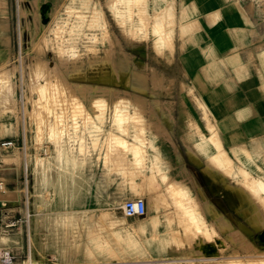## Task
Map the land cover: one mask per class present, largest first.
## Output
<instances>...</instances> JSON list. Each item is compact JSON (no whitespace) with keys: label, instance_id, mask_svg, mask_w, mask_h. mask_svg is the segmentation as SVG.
Wrapping results in <instances>:
<instances>
[{"label":"rangeland","instance_id":"374dc122","mask_svg":"<svg viewBox=\"0 0 264 264\" xmlns=\"http://www.w3.org/2000/svg\"><path fill=\"white\" fill-rule=\"evenodd\" d=\"M150 2L154 8L165 3L166 8H155L150 15ZM172 2L0 0V64L7 59L0 65V138L6 136L3 139L13 140L16 147L0 150V174L7 173L0 175V182L6 184L7 193L8 187L24 180L23 169L29 167L33 210L27 234L24 223L11 230L2 226L7 214L20 220L14 212L19 210L17 202L0 207V236L9 237V241L0 239V253L15 248L13 264H262L264 243L257 235L264 231V190L260 189L264 180L243 172L236 176L220 172L188 148V158L207 181L209 197L186 171L180 146L167 129L174 121L167 99L173 77L181 81V92L194 98L182 77L172 67L165 69L171 64L167 52L173 47ZM198 104L212 132L209 114ZM166 143L174 148L166 155L169 161L160 154L168 164V181H188L199 204L192 198L177 203L175 199L184 196L175 184L169 185L168 195V185L155 183L153 194H160L165 207H148L150 189L144 182L150 148ZM60 146L61 150L72 146L70 160H78L58 157ZM49 157L53 163L41 167ZM231 164L234 172L243 169ZM44 170L58 175V181L59 174L64 179L78 173L76 187L81 193L61 206L58 185L36 186ZM225 176L236 184L230 185ZM8 178L18 183L7 185ZM218 194L226 214L212 200ZM132 197L145 199L144 216L122 215V201ZM7 208L10 211L5 213ZM87 208L90 213L82 212ZM67 211L75 214L71 227L61 222ZM166 211L178 233L162 232L161 221L153 222L155 230L143 233L152 216L163 217ZM100 212L124 218L118 229L101 231L108 237L104 242L97 238L99 230L94 231L95 239L90 236L93 226L102 221L96 216ZM42 215L47 216L44 223L39 220ZM106 221L116 225L113 218ZM183 229L191 241L189 248L178 242L184 238Z\"/></svg>","mask_w":264,"mask_h":264},{"label":"crops","instance_id":"0c3cea01","mask_svg":"<svg viewBox=\"0 0 264 264\" xmlns=\"http://www.w3.org/2000/svg\"><path fill=\"white\" fill-rule=\"evenodd\" d=\"M172 1L173 47L167 52L171 64L165 66V69L172 67L173 71L179 74L178 77H182L184 83L192 89L194 98L181 92L179 86L181 81L173 77L171 96L167 99L172 107L174 121L170 127L167 126V129L173 141L180 146L179 152L186 171L210 197L205 177L199 172V167L188 158V148H192L201 159L207 160L212 168L220 172L234 176L243 172L252 179L264 180L262 176L264 175V0ZM155 8L157 11H162L166 8V4H160ZM155 8L150 2V15ZM199 102L205 106L214 125L212 132L206 128ZM61 147L58 150V157H61L59 156L63 149ZM66 147L72 150V146ZM173 149L168 143L150 148V169L148 181L144 182V185H148L150 189L149 207L155 210L165 207L160 194H153L156 190L155 183L168 185L166 187L168 195L169 185L175 184L180 194L184 196L176 198L177 203H185L190 198L196 202L190 194L192 186L188 181L175 179L168 181L170 177L167 173L168 164L163 161L160 154L165 155L166 160L169 161L166 155L172 154ZM231 161L234 166L238 165L243 169L234 172L236 169H232ZM182 172L178 177L182 176ZM29 173L31 175L28 167V177ZM121 174L122 172H118L116 175ZM123 174L126 176L125 173ZM251 174L260 177H253ZM0 175L5 176L7 173ZM225 180L230 185L236 184L235 179L230 176H225ZM10 182L18 183L13 179L6 182L7 185ZM133 183L139 182L134 180ZM21 189L22 181L13 187H8L7 193H0V200L7 201L8 206L10 201L17 200L18 191ZM185 196H188L186 201ZM30 197H32L31 190ZM211 197L218 211L226 214L220 205L223 201L221 195ZM8 211L9 208L5 210ZM100 214L96 215L97 220L101 218L102 221L93 226L90 236L94 238L95 229L99 230L101 236L97 238L104 242L108 237L103 236L101 231L106 230L109 233L118 229L122 226L124 218L106 216V212ZM110 218L116 220V225H108L106 219ZM149 221L150 224L161 221L162 232L173 234L179 232L173 228V220L167 211L163 217L157 213ZM178 224L182 226L181 222ZM183 235L184 238L178 239V242L182 246L186 242L189 248L191 241L185 238V231Z\"/></svg>","mask_w":264,"mask_h":264},{"label":"built area","instance_id":"2783aa9c","mask_svg":"<svg viewBox=\"0 0 264 264\" xmlns=\"http://www.w3.org/2000/svg\"><path fill=\"white\" fill-rule=\"evenodd\" d=\"M15 147V142L10 139H2L0 140V150H9L11 151ZM24 171V180H22V189L18 192V198L15 202H17L15 213H19V219L20 220H12L14 216H7L5 219L7 220L4 222L2 221V226L4 228H9L10 230L16 226V224H20L19 226H22V223H24L27 234L30 233V229L28 228V222L30 217L33 214V210L31 208V200L32 197H30V189H29V180H28V170L26 167L23 169ZM26 177V178H25ZM6 193V184H2L0 182V193ZM7 201L0 200V207L6 208ZM8 207V206H7ZM8 209V208H7ZM147 204L144 198L142 197H132V198H126L122 201L120 210L124 217H142L146 214ZM5 211V210H4ZM6 213V212H5ZM8 213V212H7ZM15 248H4L2 249L0 253V261L3 263H15V257L16 253L14 252ZM28 256L21 262L24 263L26 260H28Z\"/></svg>","mask_w":264,"mask_h":264},{"label":"bare ground","instance_id":"6f19581e","mask_svg":"<svg viewBox=\"0 0 264 264\" xmlns=\"http://www.w3.org/2000/svg\"><path fill=\"white\" fill-rule=\"evenodd\" d=\"M43 151L45 152L46 151V148L43 149ZM71 153H73V150H68V149H64V150H61L60 151V156L61 157H64L66 158L68 161L70 160V157H71ZM60 157V158H61ZM55 158V157H54ZM62 158V159H64ZM73 158V157H72ZM66 160V161H67ZM78 158H75V159H71L72 162L74 161H77ZM53 157H49V158H46L44 160L41 161V167H47L49 163H53ZM27 166V165H26ZM62 173V172H61ZM64 174V173H63ZM68 174V173H67ZM66 175V174H65ZM64 175V176H65ZM77 175L78 173H75V174H70V175H66V178L63 179V176L62 174H59V181L58 179V175L55 176V174L51 171H47V170H44L42 171V173L40 172L39 173V178H40V181H37L36 183V186L39 187V184L41 185H58L59 186V191H57L59 193V198H60V205L61 206H64L66 207V205L62 202V201H70L74 198V196H77V194L81 193V190L79 188L76 187V179H77ZM82 175V174H81ZM84 176V175H83ZM82 176V177H83ZM85 177V176H84ZM92 180V179H91ZM58 181V182H57ZM3 184V182H1ZM91 183V182H90ZM93 183V182H92ZM89 185V184H88ZM43 188V187H42ZM46 188V187H45ZM77 188V189H76ZM99 188V187H98ZM100 189V188H99ZM261 190H264V186L262 188H260ZM90 190V189H89ZM84 191V190H83ZM102 191V190H101ZM57 193V194H58ZM98 193V192H97ZM56 194V195H57ZM40 196V195H39ZM41 197V196H40ZM43 197V196H42ZM43 199H46V198H43ZM149 207V206H148ZM62 211V210H61ZM94 211V210H93ZM82 212H85V213H90L91 210L87 208V210H83ZM147 213V212H146ZM38 215V213H37ZM75 214L72 212V211H67V213L65 215L62 216L61 218V222L62 224L64 225V227H71L73 226V223H74V219H75ZM47 219V216L46 215H42L39 220L41 223H44ZM34 222V221H33ZM153 230H155V227L154 225L152 224H147L144 226L143 228V233H150L152 232ZM41 233V232H40ZM0 239L1 240H7L9 241V237L7 238L6 236H0ZM15 243V241H14ZM70 248V245L69 247ZM81 249V248H80ZM73 254L77 257L79 255V250L78 248H76L75 250H73ZM82 252V251H81ZM83 255V253H82ZM93 263V262H92ZM97 263V262H96ZM259 263H262L264 264V259L263 261L259 262ZM5 264H13V263H5ZM91 264V263H90Z\"/></svg>","mask_w":264,"mask_h":264},{"label":"water","instance_id":"95a60500","mask_svg":"<svg viewBox=\"0 0 264 264\" xmlns=\"http://www.w3.org/2000/svg\"><path fill=\"white\" fill-rule=\"evenodd\" d=\"M259 240L264 243V231H262L259 235H257Z\"/></svg>","mask_w":264,"mask_h":264}]
</instances>
